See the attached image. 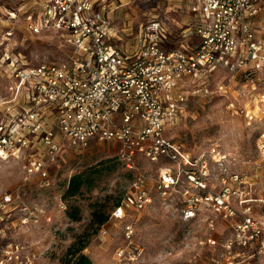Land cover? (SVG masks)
Returning <instances> with one entry per match:
<instances>
[{"label": "built area", "instance_id": "2783aa9c", "mask_svg": "<svg viewBox=\"0 0 264 264\" xmlns=\"http://www.w3.org/2000/svg\"><path fill=\"white\" fill-rule=\"evenodd\" d=\"M186 1L196 16L198 42L191 50H166L167 29L157 20L139 27L132 46H120L111 17L114 0H30L28 7L24 2V30L54 33L70 51L65 61L37 65H12L9 52L1 53L0 66L12 67L13 84L0 99V161L17 160L24 181H48L63 149L85 147L90 140L116 143L117 159L132 180L100 236L108 237L110 223L123 221L128 212L150 206L153 192L163 201L179 192L182 221L210 211L228 222L231 236L219 264H264V225L245 177L228 172V156L218 147L211 146L206 157L194 156L166 134L190 97L228 94L225 84L206 85L217 68L231 72L243 87L237 95L247 104L238 106L233 97L228 108L241 111L249 123L264 124V0ZM12 34L7 30L0 45ZM256 148L264 158V132ZM141 159L159 164L152 184L139 172ZM210 162L220 167L218 188L211 184ZM14 200L10 193L0 197V223ZM209 228L214 230L213 221ZM121 235L114 264H133L142 250L132 219L123 223ZM35 258L19 243L0 250V264H33Z\"/></svg>", "mask_w": 264, "mask_h": 264}, {"label": "rangeland", "instance_id": "374dc122", "mask_svg": "<svg viewBox=\"0 0 264 264\" xmlns=\"http://www.w3.org/2000/svg\"><path fill=\"white\" fill-rule=\"evenodd\" d=\"M24 2L28 7L30 0H0V43L7 30L13 33L9 42L0 45V55L7 50L12 65L16 60L29 65L67 60L70 48L58 35L51 32L30 34L24 30L27 12L24 13L26 7L23 10L20 7ZM119 3L112 20L123 40L126 38L131 42L142 24L157 20L167 28L166 50L184 47L191 50L197 44V39L190 38L189 32L186 36L181 33L186 26L194 24L188 21L194 13L187 10L186 0H120ZM262 6L264 17V4ZM8 13H15V19L8 20ZM12 71L10 66H0V99L9 95ZM231 74L220 68L209 74L206 85L216 89L217 85L225 84L228 94L204 97L199 93L190 97L178 122L166 134L194 156L203 154L206 157L211 146L224 152L228 156L225 163L228 172L240 173L247 180V192L257 201L255 214L264 225V158L256 148L264 124L249 123L241 111L236 113L228 108V99L233 97L238 106L247 104L237 95L243 88L240 81L237 82L235 77L232 79ZM118 150L116 143L96 140H90L85 147L65 148L49 171L48 181L37 176L24 181L17 160L0 161V197L10 193L15 199L0 223V250L10 243H19L36 255L33 264H64L67 249L80 240L87 242L83 253L94 264H114L115 249L123 244L121 227L132 219L135 222L134 241L142 250L133 264L222 262L223 243L231 236L228 222L221 221L210 211H203L189 222L182 221L179 192H173L167 201L153 192L154 200L150 206L139 212H128L119 223H110L108 237L99 235L98 226L92 221L93 211L108 215L129 191L132 180V175L117 159ZM105 161L109 162L100 164ZM210 165L211 184L218 188L220 167L211 162ZM158 169L159 164L141 159L139 172L150 180V184ZM83 172L90 174L93 185L84 186L76 196L64 199L70 177ZM61 203L66 205L65 210ZM69 207L79 210L77 221L67 217ZM210 221L214 222V230L209 228ZM210 238L216 241L214 245L208 242Z\"/></svg>", "mask_w": 264, "mask_h": 264}, {"label": "trees", "instance_id": "16d2710c", "mask_svg": "<svg viewBox=\"0 0 264 264\" xmlns=\"http://www.w3.org/2000/svg\"><path fill=\"white\" fill-rule=\"evenodd\" d=\"M109 161L100 163L105 165ZM130 173V172H129ZM131 174V173H130ZM132 175V174H131ZM93 185V180L88 172L78 173L70 177L67 183V187L63 193L64 199H69L77 194L84 186L91 187ZM119 201L113 206H118ZM112 208V209H113ZM111 209V210H112ZM110 213V212H109ZM67 217L72 221H77L79 219V210L76 207H69L66 211ZM109 218V214H100L97 211L92 213V221L97 224L98 230L101 225L105 224ZM87 242H80L76 240L70 247L67 249L64 264H94L89 256L83 253V250L86 248Z\"/></svg>", "mask_w": 264, "mask_h": 264}, {"label": "crops", "instance_id": "0c3cea01", "mask_svg": "<svg viewBox=\"0 0 264 264\" xmlns=\"http://www.w3.org/2000/svg\"><path fill=\"white\" fill-rule=\"evenodd\" d=\"M120 0H114V3L112 4V8H113V11H112V14H111V17H112V19H113V12H114V10H117L119 7H120V3L118 4V2H119ZM176 1H178V2H181V1H183V0H174V2H176ZM117 3V4H116ZM177 6V5H176ZM186 8H187V10L189 9V5H188V3H187V5H186ZM189 11V10H188ZM190 20V22H193L194 24H195V22H196V16H195V14L193 15V16H189L188 17V21ZM113 21V20H112ZM193 24V25H194ZM193 25L191 26V24H190V26H186V28H184L183 30H182V34H183V36H186V34H187V32H189V36H190V38H194V39H197V41H198V38H197V36L194 34V32H193ZM113 26H114V30L116 31V33L118 34V37L120 38V40L118 41V44L120 45V46H124V47H130V46H132L134 43H135V35H133L132 36V38H131V42H129V40L128 39H124L123 40V36L121 35V33H119V30H117L116 29V26L114 25V23H113ZM165 26V25H164ZM167 29V28H166ZM137 33V32H136ZM129 35V34H128ZM166 39H167V37H166ZM166 41V40H165ZM165 43L166 42H164V44H163V47L165 48ZM184 49H186L185 47H184Z\"/></svg>", "mask_w": 264, "mask_h": 264}]
</instances>
